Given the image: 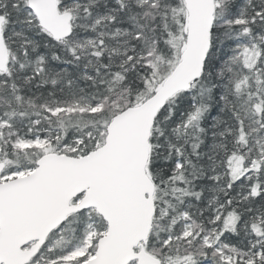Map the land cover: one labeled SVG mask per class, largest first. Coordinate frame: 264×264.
Instances as JSON below:
<instances>
[{"label": "snow or ice", "instance_id": "obj_1", "mask_svg": "<svg viewBox=\"0 0 264 264\" xmlns=\"http://www.w3.org/2000/svg\"><path fill=\"white\" fill-rule=\"evenodd\" d=\"M0 264H264V0H0Z\"/></svg>", "mask_w": 264, "mask_h": 264}]
</instances>
